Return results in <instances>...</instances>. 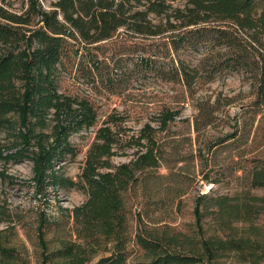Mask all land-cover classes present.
Returning a JSON list of instances; mask_svg holds the SVG:
<instances>
[{
  "label": "trees",
  "instance_id": "trees-1",
  "mask_svg": "<svg viewBox=\"0 0 264 264\" xmlns=\"http://www.w3.org/2000/svg\"><path fill=\"white\" fill-rule=\"evenodd\" d=\"M121 30L146 37L176 34L171 43L174 52L185 45L219 47L217 54L224 62L219 59L216 65L249 74L256 89L254 103L264 106V0H54L49 6L42 0H0V135L5 133V140L0 137V162L31 160L39 192L50 182L54 188L70 184L87 194L86 201L72 211L75 241H65L50 252L45 238L48 218L41 221L42 264H87L99 252L110 255L96 264H129L133 253L140 264H223L219 263L223 255L245 252L246 247L231 237L204 238L201 204L206 195L198 197L194 209L199 239L170 226L149 227L142 216L135 240L127 235V194L149 179L148 171L164 167L156 134L180 119L181 109L165 107L155 125L146 123L133 136L120 134L114 127L125 120L111 114L97 131L78 182L56 169L66 157H77L72 135L95 126L98 119L90 100L60 90L62 75L79 69L94 76L109 59L100 60L92 51ZM167 57L155 52L137 61L135 68L153 66L158 73L168 62L171 81L190 96L199 91L202 79H212L213 72L203 63L176 64L173 56L169 61ZM160 58L164 60L159 63ZM119 62L111 59V85L125 75ZM206 104L197 107V131L212 123ZM237 135L238 130L219 143ZM121 142L136 152L129 163L115 165L111 158L119 155ZM257 162L251 188H264V159ZM0 175L13 180L5 172ZM248 194L253 203L231 205L229 196L214 198L212 214L220 220L222 232L232 230L234 218L250 221L264 211V197ZM249 263L264 264V252Z\"/></svg>",
  "mask_w": 264,
  "mask_h": 264
},
{
  "label": "rangeland",
  "instance_id": "rangeland-1",
  "mask_svg": "<svg viewBox=\"0 0 264 264\" xmlns=\"http://www.w3.org/2000/svg\"><path fill=\"white\" fill-rule=\"evenodd\" d=\"M53 1L42 0L45 6ZM175 35L146 37L121 30L92 51L100 60L109 59L94 71V76H86L79 69L62 75L60 90L90 100L98 119L95 126L72 135L70 140L77 157H66L56 169L69 181L78 182L97 131L111 114L125 120L114 128L124 136H133L146 123L155 125L154 120L165 107L181 109L180 119L156 134L165 158L164 167L148 171L145 176L149 179L127 194V235L135 240L142 216L149 227L170 226L172 231L199 239L194 209L198 197L206 195L201 204L205 212L204 238L231 237L243 241L246 247L245 252L226 253L219 263L253 264L250 260L264 252V211L250 221L234 218L229 232H222L221 222L212 211L214 198L219 196L233 198L231 205L246 200L253 203L248 192L250 196L264 197V188H251V174L257 160L264 159V106L254 103L256 89L249 74L216 65L219 59L221 64L224 62L217 54L219 47L209 44L190 49L185 45L174 52L171 43ZM155 52L167 55L166 61L173 56L176 64L203 63L204 68L213 72L212 79H202L199 91L190 96L180 84L171 81L173 75L169 73L168 62L161 64L163 72L158 73L153 66L135 68L137 61ZM113 57L120 59L125 75L111 85L113 72L109 66ZM160 59L156 60L163 62ZM204 103L206 112L212 114V123L197 131V107ZM237 130L236 138L219 143ZM0 137L5 140V133ZM121 144L119 155L111 158L115 165L129 163L136 152L124 142ZM1 172L13 180H4L0 175V264H42L38 228L44 217L48 218L45 238L50 252L58 250L65 241L76 240L72 211L86 201V193L70 184L54 188L50 182L39 192L33 180V162L28 159L0 162ZM109 255L99 252L87 264H96L101 257ZM137 257V253L131 254L128 263L140 264Z\"/></svg>",
  "mask_w": 264,
  "mask_h": 264
}]
</instances>
